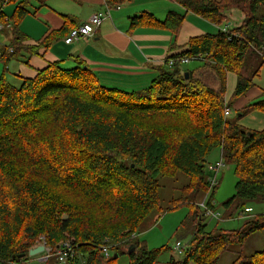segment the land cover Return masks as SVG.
Masks as SVG:
<instances>
[{
    "label": "trees",
    "instance_id": "trees-1",
    "mask_svg": "<svg viewBox=\"0 0 264 264\" xmlns=\"http://www.w3.org/2000/svg\"><path fill=\"white\" fill-rule=\"evenodd\" d=\"M11 1L16 0H0V22L16 36L12 52L11 46L0 49L5 67L0 77V264H30L28 252L41 238L53 249L67 240L75 246L65 263L53 257L46 264H156L174 247L148 250L138 239L140 228L151 217L182 207L189 209L182 226H191L193 234L181 259L170 264H218L250 235L264 231V213L252 215L254 205H264V129L249 131L224 116L225 105L231 109L254 86L264 65V0H172L185 14L217 26L228 23L234 11L243 20L227 32L222 27L214 35L191 38L184 52L166 59H196L189 64L198 67L166 62L148 87L131 92L103 85L81 61L71 69L51 63L33 77L19 76L18 87L9 83L6 66L18 58V30L29 13L23 3L7 19L2 9ZM125 1L106 0L110 7ZM148 15L132 24L173 36L185 17L169 13L160 22ZM56 38L51 34L42 45L49 47ZM228 75L236 77V87L227 101ZM255 111L264 113V100L245 107L238 118ZM215 149L237 178L234 195L215 221L240 220L236 230H207L205 221L213 219L199 206L208 195L207 208L215 213L221 173L210 190L213 172L207 167ZM179 174L187 182L174 188L176 195L164 207L161 182ZM102 247H109L110 257ZM232 264H264V249L240 252Z\"/></svg>",
    "mask_w": 264,
    "mask_h": 264
},
{
    "label": "crops",
    "instance_id": "crops-1",
    "mask_svg": "<svg viewBox=\"0 0 264 264\" xmlns=\"http://www.w3.org/2000/svg\"><path fill=\"white\" fill-rule=\"evenodd\" d=\"M23 3H26L29 13L18 30L22 38L21 49L18 58L7 64L8 70L14 63L17 68L15 72L19 71L24 77H33L37 70L44 69L51 63H72L75 68L77 62L81 61L96 74L103 85L110 88L115 87L108 84H124L131 89L148 87L159 75L160 67L166 59L184 52L191 38L214 35L217 33L215 28H222L192 13L185 14L183 8L172 0H126L112 7L111 18L104 20L92 37L68 45L65 38L69 31L106 11V0H16L5 3L3 14L7 19L11 18L18 5ZM177 9L180 10L179 13L175 11ZM169 13L185 16L177 36L167 30L132 24L134 18L144 14L163 22L161 17L166 19ZM233 15L234 12L230 14L227 24L229 27L234 22ZM237 15L241 23L243 17L240 12ZM2 33L5 39H1L0 44L3 47L11 46L16 38L12 28H5L0 35ZM51 34H56L57 38L49 47H44L42 42ZM10 49L13 50V46ZM235 87L236 77L228 75L227 101ZM263 100L264 85L254 83L233 104L229 119L236 120L246 130L262 131L264 113L255 111L244 117L238 116L248 105Z\"/></svg>",
    "mask_w": 264,
    "mask_h": 264
},
{
    "label": "rangeland",
    "instance_id": "rangeland-1",
    "mask_svg": "<svg viewBox=\"0 0 264 264\" xmlns=\"http://www.w3.org/2000/svg\"><path fill=\"white\" fill-rule=\"evenodd\" d=\"M175 11L179 13L180 10L177 9ZM237 14L238 12L234 11L233 16L235 18L233 17L234 22L232 26H230V28H236L240 25ZM161 19L162 21L165 20L163 16L161 17ZM227 24L228 23H224L220 27H225L227 26ZM218 29L220 28L219 27L215 28V33L218 32ZM3 36L4 33L0 35V40L4 38ZM5 43L7 44V41ZM3 46L0 44V49L3 48ZM11 51L12 49H10V52ZM73 67L74 65L72 63H67L62 65V68L64 69H70ZM184 67H185L184 69L191 70L194 69L195 67H198V63H191L185 65ZM4 70L5 67L0 62V77L2 76ZM16 70L17 68L14 67V63H13L10 67V70L7 71L5 74L9 83L18 87L20 85L19 76H21V74L19 73V71L15 72ZM255 83L258 86L264 85V67L261 69L260 77L255 80ZM108 85L113 86L116 89L127 92L138 91L146 88V87L145 88L136 87L134 89H131V88H126L124 84H108ZM219 159H220V150L215 149L208 158L207 167L211 166L212 164H215ZM186 182L187 179L183 174H179V176L175 179H165L164 181L161 182L164 185V189L161 192L164 207H168L169 199L176 195V191L174 190V188H177ZM236 182H237V178L234 174L233 168L226 166L221 172L220 183L218 185V188L215 190L213 196V200L215 202L216 214H220V216L224 214L223 205L234 195ZM188 213H189V209L187 207H182L174 211H168V212L165 211L162 214V217L160 218L156 216L151 217L140 228L139 231L140 233L138 236L139 241L145 244L148 250H156L162 247H169L172 249L178 241L185 246L189 242L193 234V229L191 228V226H188L186 224L182 226V223L188 216ZM260 213H264V205H254L252 215H256ZM205 224H207V230L209 231L214 229L215 226L226 230H236L242 226V222L240 220H231V221L217 223V221L211 220L210 218H207ZM43 240H45V238ZM41 242L42 239H39L33 247L36 248L37 246H42L43 244ZM33 247L31 249H33ZM263 249H264V231H261L250 235L242 247H234L231 252H228L225 255H223L218 264H232L235 261L237 254L240 252L243 253L244 255H251L255 252L262 251ZM39 257H41V254L40 255L38 254L34 257H30L31 258L30 264L48 263V261L38 262ZM172 258H174L175 260L181 259L174 251L169 250L161 253L156 264H170V260ZM19 259L22 258L19 257ZM120 261L124 263L126 262V258L121 257Z\"/></svg>",
    "mask_w": 264,
    "mask_h": 264
},
{
    "label": "built area",
    "instance_id": "built-area-1",
    "mask_svg": "<svg viewBox=\"0 0 264 264\" xmlns=\"http://www.w3.org/2000/svg\"><path fill=\"white\" fill-rule=\"evenodd\" d=\"M113 8L110 6H107V9L103 13H98L97 15L93 16L90 21L86 24H83L81 26H78L74 28L70 34L65 38V43L68 45L74 44L82 39L90 38L92 37L97 29L101 26L104 20L111 18V10ZM229 26L223 27L222 31L227 32ZM4 25L0 22V32L4 30ZM192 60L191 58H181L179 60L170 59L165 61V63H168L169 67L174 66L176 63H180L181 65H188ZM232 115V111L230 108H228L225 105V111L224 116L225 118H230ZM225 164L222 159H220L214 166H210V170L213 172V175L209 178V187L210 190L213 189V187L217 186L219 175L221 171L223 170ZM208 198V195L205 197L204 201L199 204L201 208H203L207 215L210 216L213 220H220V214H216L209 210L206 205V199ZM42 239V246L44 247V251L41 253V257H39L38 262H47L53 257L57 258V260L61 263H65L67 260L73 257L74 253V241L73 240H67L62 242L56 249L51 248L47 245L46 241ZM34 248V247H33ZM185 249V246L181 242H177L174 246V251L177 253V255H182L183 251ZM103 253L108 258L110 257V249L109 247H102ZM40 255V254H39Z\"/></svg>",
    "mask_w": 264,
    "mask_h": 264
},
{
    "label": "water",
    "instance_id": "water-1",
    "mask_svg": "<svg viewBox=\"0 0 264 264\" xmlns=\"http://www.w3.org/2000/svg\"><path fill=\"white\" fill-rule=\"evenodd\" d=\"M189 74L186 73V78H188ZM133 167V166H132ZM134 247L132 246L129 250V253H132L134 251ZM44 251V247L43 246H37L36 248L30 249L28 252V256L29 257H34L38 254H41ZM25 255H21L19 256L20 258H23ZM117 257V255L115 256V258Z\"/></svg>",
    "mask_w": 264,
    "mask_h": 264
}]
</instances>
